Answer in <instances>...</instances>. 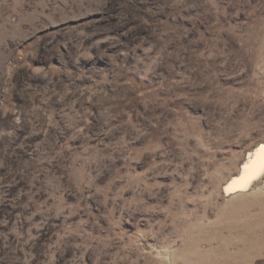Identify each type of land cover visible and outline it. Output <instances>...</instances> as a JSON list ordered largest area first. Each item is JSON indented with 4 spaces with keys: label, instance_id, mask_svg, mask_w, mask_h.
<instances>
[{
    "label": "rangeland",
    "instance_id": "1",
    "mask_svg": "<svg viewBox=\"0 0 264 264\" xmlns=\"http://www.w3.org/2000/svg\"><path fill=\"white\" fill-rule=\"evenodd\" d=\"M264 0H0V264H264Z\"/></svg>",
    "mask_w": 264,
    "mask_h": 264
},
{
    "label": "bare ground",
    "instance_id": "2",
    "mask_svg": "<svg viewBox=\"0 0 264 264\" xmlns=\"http://www.w3.org/2000/svg\"><path fill=\"white\" fill-rule=\"evenodd\" d=\"M264 177V143L248 154L238 174L232 177L224 189L226 195L245 193Z\"/></svg>",
    "mask_w": 264,
    "mask_h": 264
}]
</instances>
